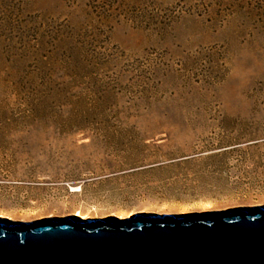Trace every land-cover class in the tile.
<instances>
[{"label": "rangeland", "instance_id": "1", "mask_svg": "<svg viewBox=\"0 0 264 264\" xmlns=\"http://www.w3.org/2000/svg\"><path fill=\"white\" fill-rule=\"evenodd\" d=\"M256 0H0V221L264 205Z\"/></svg>", "mask_w": 264, "mask_h": 264}, {"label": "water", "instance_id": "2", "mask_svg": "<svg viewBox=\"0 0 264 264\" xmlns=\"http://www.w3.org/2000/svg\"><path fill=\"white\" fill-rule=\"evenodd\" d=\"M0 264H264V205L0 221Z\"/></svg>", "mask_w": 264, "mask_h": 264}, {"label": "trees", "instance_id": "3", "mask_svg": "<svg viewBox=\"0 0 264 264\" xmlns=\"http://www.w3.org/2000/svg\"><path fill=\"white\" fill-rule=\"evenodd\" d=\"M256 3L258 4L257 12L261 11V15L264 14V0H256Z\"/></svg>", "mask_w": 264, "mask_h": 264}]
</instances>
